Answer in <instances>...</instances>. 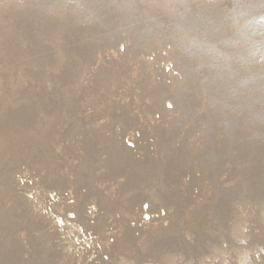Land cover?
<instances>
[{"label": "rangeland", "instance_id": "rangeland-1", "mask_svg": "<svg viewBox=\"0 0 264 264\" xmlns=\"http://www.w3.org/2000/svg\"><path fill=\"white\" fill-rule=\"evenodd\" d=\"M0 264H264V0H0Z\"/></svg>", "mask_w": 264, "mask_h": 264}]
</instances>
